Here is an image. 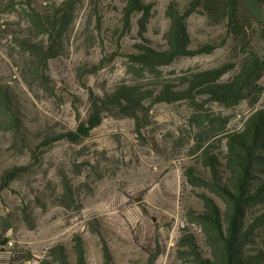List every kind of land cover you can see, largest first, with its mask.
Masks as SVG:
<instances>
[{"label":"rangeland","instance_id":"obj_1","mask_svg":"<svg viewBox=\"0 0 264 264\" xmlns=\"http://www.w3.org/2000/svg\"><path fill=\"white\" fill-rule=\"evenodd\" d=\"M66 1L37 0L43 11ZM125 1L77 0L63 56L50 63L54 95L26 82L25 56L9 34L13 31L25 37L28 30L19 27L22 22L18 17L0 18V26L7 24L3 27L7 32L0 34V84L11 87L22 120L19 141L0 125V176L8 170L25 169L0 197V235L10 239L7 246L0 247V264H23L18 258L28 253L35 260L24 264H40L38 260L58 245L66 248L75 264L76 235L84 240L87 264H105L100 238L91 231L95 221L111 249L113 264H148L149 253L159 254L156 264H191L179 246L182 237L190 234L200 252L208 254L197 215L206 210L205 196L219 201L205 185L195 184L196 179L215 184L226 149L224 142L211 147L216 159L210 162L197 147L202 122L191 105H156L142 135L133 120L109 113L81 145L62 140L42 147L47 137L75 131L88 119L91 93L102 98L120 85L140 81L130 72L125 57L141 43L136 21L126 37L120 33ZM171 1L148 0L155 4V10L146 36L157 48L165 47ZM175 1L185 7L191 0ZM204 14H195L188 21L193 47L224 40L226 45L213 55L182 59L164 68L162 81L175 82L189 70L241 61V43L227 35V23H217ZM251 36L253 45L262 50L264 41L259 34ZM115 53L117 57L111 60ZM106 58L104 69L85 75ZM235 74L230 73L224 81ZM141 82L151 87L160 81L145 75ZM258 109H264V95L257 105L249 100L233 109L208 105L213 118L228 121L226 133L241 130ZM64 178L75 194L76 205L71 209L63 203ZM26 209L32 216V227L25 220ZM262 214L264 206L250 219ZM259 232V245L264 249V228Z\"/></svg>","mask_w":264,"mask_h":264},{"label":"trees","instance_id":"obj_2","mask_svg":"<svg viewBox=\"0 0 264 264\" xmlns=\"http://www.w3.org/2000/svg\"><path fill=\"white\" fill-rule=\"evenodd\" d=\"M76 3L77 0H68L43 11L37 0H0V18L4 15L18 17L22 22L18 23L19 27L29 32L28 36L21 37L12 31L9 37L25 56L26 82L30 87L35 84L45 93L54 95L56 89L49 74L50 63L63 56L66 38L75 20ZM154 10L155 4L148 0H126L121 11L120 33L123 38L133 31L136 21L141 43L125 57L130 72L140 81L120 85L102 98L91 93L88 119L81 122L75 131L47 137L42 147L62 140L81 145L102 125L105 115L109 113L133 120L137 133L142 135L156 105H191L202 122L197 147L208 155L210 162L216 159L210 151L215 144L224 142L226 152L215 184H206L201 179H196L195 184L205 185L219 201L205 196L206 210L197 215L208 254L205 256L200 252L193 234L182 237L179 246L191 264H264V249L258 241L259 231L264 228V214L250 219L255 211L264 206V109L254 111L244 127L232 133H226L228 121L213 118L208 113V105L233 109L248 100L252 105H257L264 95V47L257 49L251 36V33H257L264 41V0H191L185 7L172 0L166 13L169 27L164 34V48H157L146 36ZM203 11L206 13L204 15L217 23H227V35L241 43V61L209 70H189L175 82L162 81L164 68L182 59L213 55L226 45L227 40H224L193 47L188 21ZM6 26H0V34L7 32L3 28ZM117 55L115 53L110 59ZM107 61L108 58L91 70H86L85 75L104 69ZM234 71L236 74L232 79L225 82L224 78ZM145 75L160 81L159 84L144 86L141 81ZM19 113L11 87L0 84V125L5 133L11 134L17 141L22 139ZM23 169L8 170L0 176V197L20 177ZM198 181L200 184H197ZM63 188L64 206L71 209L76 205V199L67 178L63 179ZM24 216L32 227V216L27 209ZM91 231L100 238L105 264H113L111 249L97 221ZM9 242V238L0 235V247L7 246ZM73 243L75 264H87L83 238L76 235ZM149 255L148 264H156L159 254ZM18 259L23 264L35 260L31 253ZM38 261L40 264H73L62 245L55 246Z\"/></svg>","mask_w":264,"mask_h":264},{"label":"water","instance_id":"obj_3","mask_svg":"<svg viewBox=\"0 0 264 264\" xmlns=\"http://www.w3.org/2000/svg\"><path fill=\"white\" fill-rule=\"evenodd\" d=\"M140 201H141V200H137L136 202H138V203H139Z\"/></svg>","mask_w":264,"mask_h":264}]
</instances>
